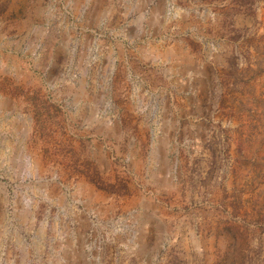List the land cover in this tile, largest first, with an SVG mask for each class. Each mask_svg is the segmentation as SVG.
Wrapping results in <instances>:
<instances>
[{
  "label": "rangeland",
  "instance_id": "374dc122",
  "mask_svg": "<svg viewBox=\"0 0 264 264\" xmlns=\"http://www.w3.org/2000/svg\"><path fill=\"white\" fill-rule=\"evenodd\" d=\"M0 264H264V0H0Z\"/></svg>",
  "mask_w": 264,
  "mask_h": 264
}]
</instances>
